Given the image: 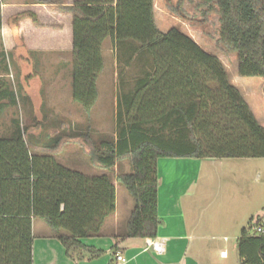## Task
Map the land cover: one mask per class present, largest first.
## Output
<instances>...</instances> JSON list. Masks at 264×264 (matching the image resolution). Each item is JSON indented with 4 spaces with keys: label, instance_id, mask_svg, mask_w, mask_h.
<instances>
[{
    "label": "trees",
    "instance_id": "16d2710c",
    "mask_svg": "<svg viewBox=\"0 0 264 264\" xmlns=\"http://www.w3.org/2000/svg\"><path fill=\"white\" fill-rule=\"evenodd\" d=\"M38 1L72 15L71 93L87 115L99 94L104 41H112L115 135L98 142L90 130L73 135L93 166L110 170L122 160L131 165V171L116 176L135 203L122 239L157 236L158 158L264 157V125L219 57L176 27L160 30L154 0ZM216 3L220 41L237 53L238 74L264 77V0ZM9 56L0 19V73L9 71ZM3 96L17 103L8 85L0 90ZM65 141L61 134L38 138L17 115L0 133V264H33L35 217L47 223L69 256L79 248L93 257L103 253L82 238L100 233L114 212L113 179L60 162L56 154ZM257 226L264 227L263 221L251 219L240 231L239 264H264V232ZM120 248L116 243L115 252Z\"/></svg>",
    "mask_w": 264,
    "mask_h": 264
},
{
    "label": "rangeland",
    "instance_id": "374dc122",
    "mask_svg": "<svg viewBox=\"0 0 264 264\" xmlns=\"http://www.w3.org/2000/svg\"><path fill=\"white\" fill-rule=\"evenodd\" d=\"M217 8L216 0L154 1L159 29L167 31L176 27L205 50L217 55L232 84L246 94L251 110L260 123L264 124V79H258L263 81V85L258 87L255 82L238 74L237 53L220 41V15ZM60 36V46L51 49L32 48L35 53L29 55H19V51L12 49L9 44L4 46L10 54V69L0 73V79H3L0 90L8 85L18 96L16 104L11 102L10 96L0 98V133L8 131L13 116L17 115L23 126L28 127V131L38 138L47 134H61L66 141L61 144L60 151L56 154L57 159L70 167L85 169V172L91 173L96 168L90 164V159L80 144L74 141L78 136L73 134L79 130H90L92 139L97 142L111 139L115 135L117 65L114 50L111 40L106 39V71L100 77V96L87 115L72 97L70 44L64 31ZM157 161L160 176H182L183 181L190 183L188 194L192 214H162L163 223L167 224V228H185V225L193 228L196 225L197 231L200 230V234L205 235L201 237L202 240L213 244L211 247H203L202 241L197 237L192 246L180 248V254L185 251L184 255L189 261L196 260L197 264H238L237 236L242 227L247 226L252 217L255 218L253 212L257 207H264V157H160ZM126 164L130 165L128 160L119 162L118 171L125 170ZM120 186L125 190L122 184ZM121 216L117 225L119 234L115 237L119 241L126 239H122V232L127 229L128 219L124 213ZM39 220L44 222L41 218ZM261 221L264 223V216ZM101 242V246H106L107 243L113 245L114 240L103 237ZM144 245V239H136L126 252L131 256ZM220 249L226 250L225 257L221 255ZM113 255L102 254L94 257L95 260L88 264H109ZM153 257V251L147 250L125 264H148ZM36 262L40 264L37 260ZM112 264L119 263L114 260Z\"/></svg>",
    "mask_w": 264,
    "mask_h": 264
},
{
    "label": "crops",
    "instance_id": "0c3cea01",
    "mask_svg": "<svg viewBox=\"0 0 264 264\" xmlns=\"http://www.w3.org/2000/svg\"><path fill=\"white\" fill-rule=\"evenodd\" d=\"M76 0H63V4L70 5L73 4ZM155 1V0H154ZM0 19H1V37L3 40V45H10L12 49H16L19 51V55H29L34 54L35 51L31 50L32 48L41 47L43 49H51L54 46L58 47L61 43V32H65L70 44V50H72V15L71 14H63L57 12L54 9V3L41 2L38 0H0ZM155 16V12H154ZM36 19L39 24L35 23L33 20ZM156 20V17H155ZM157 24V22H156ZM158 26V24H157ZM161 30V29H160ZM106 41V40H105ZM104 41L103 45V55L105 51V46L108 43ZM112 42V41H110ZM113 47V46H112ZM14 49V50H15ZM114 50V49H113ZM115 56V50H114ZM115 61L117 65V60L115 56ZM106 66L104 67L103 72L100 74L98 78V98L100 96V77L105 74ZM243 78L255 82L256 86L261 87L263 85L262 80H258L259 78L264 79V77L260 76H242ZM232 82V81H231ZM115 103L117 102V82L115 85ZM240 90V89H239ZM241 91V90H240ZM245 100L246 94L243 93ZM97 98V100H98ZM248 102V101H247ZM249 104V102H248ZM116 105V104H115ZM250 106V104H249ZM116 112V108H115ZM259 121V120H258ZM260 122V121H259ZM262 124V123H261ZM264 125V124H263ZM87 155V154H86ZM190 158V157H187ZM125 160L120 161V163H124ZM126 163V162H125ZM91 164V162H90ZM66 165V164H65ZM68 166V165H67ZM93 166V165H92ZM70 167V166H69ZM95 171L91 173H108L113 179L115 185V193H116V204L115 210L112 214H110L100 231L97 235L88 236L82 238V242L87 245L97 249L103 250L104 254L107 253L115 255V244L121 247L120 250L127 258V262L134 258L135 256L141 255V253L147 252L145 249L146 243L144 247L140 250L136 251L131 256L128 255L126 250L131 247L132 243L136 241V239H144L145 238H128L125 240H120L115 238L117 234H119L117 225L120 222L124 213V216L129 218L132 209L134 208V199L132 195L120 186V182L116 179L117 174L119 173L118 167L119 162H117L113 169L107 170L93 166ZM125 170L123 172L131 171V165L126 164ZM73 168V167H72ZM160 166H158L157 161V169L159 176V186H158V216H159V225H158V233L154 238L162 239L164 241V245L166 247V251L163 253H156L154 250L150 249L154 253V257L152 260L148 262V264H197L196 260L193 262L189 261V258L184 255L185 251L180 254V248L182 247H190L192 246V242L195 238L199 237L201 242V246L207 247L208 245L211 247L212 243H207V240H202L205 235L200 234V230L197 231V226L193 225V228H189V225H185V228H181V226H172L167 228V224L163 223V215L169 214L173 215L176 212H183L186 216L192 214V204L189 200V185L190 183L187 181H183V177L169 175L165 176L164 174L160 176ZM84 170L85 169H80ZM87 173V172H86ZM180 182V183H179ZM120 183V184H119ZM181 184L186 186L185 189L180 190ZM167 188H170L167 190ZM165 212V213H164ZM255 214V218H251L254 223L258 221V219L264 216V207H257V209L253 212ZM39 217L33 218L32 221V231H33V264H37L36 260L40 264H88V262L94 261V257L91 253L85 249H75L73 254L69 256L65 250V247L61 243V241L55 236L54 232L47 225V223L40 222ZM128 221V219H127ZM163 223V224H162ZM127 230V229H126ZM126 230L122 232L124 235ZM239 236V235H238ZM237 236V238H238ZM105 237L107 239L114 240L113 245L105 244L106 246H101V239ZM202 237V238H201ZM117 239V240H116ZM205 241V242H204ZM220 253L222 256H226V250L220 249ZM100 254V255H102ZM99 255V256H100ZM110 258L111 264L115 256ZM197 258V257H196ZM198 259V258H197ZM203 259V258H202ZM179 260V262L177 261ZM239 261V260H238ZM201 262V261H200ZM202 263V262H201ZM239 264V262H238Z\"/></svg>",
    "mask_w": 264,
    "mask_h": 264
},
{
    "label": "built area",
    "instance_id": "2783aa9c",
    "mask_svg": "<svg viewBox=\"0 0 264 264\" xmlns=\"http://www.w3.org/2000/svg\"><path fill=\"white\" fill-rule=\"evenodd\" d=\"M256 231H260V232H264V227L262 226H257L255 228ZM145 249L147 250H154L156 253H163L166 251V247L164 245V241L162 239H157V238H151V237H147L145 238ZM115 262L119 263V264H125L127 262V258L126 256L123 254V252L118 249L115 252Z\"/></svg>",
    "mask_w": 264,
    "mask_h": 264
}]
</instances>
